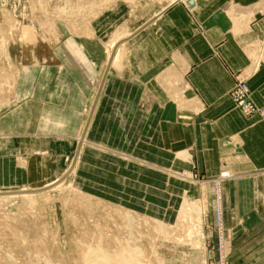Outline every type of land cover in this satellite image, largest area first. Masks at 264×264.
Listing matches in <instances>:
<instances>
[{
  "label": "rangeland",
  "instance_id": "rangeland-1",
  "mask_svg": "<svg viewBox=\"0 0 264 264\" xmlns=\"http://www.w3.org/2000/svg\"><path fill=\"white\" fill-rule=\"evenodd\" d=\"M178 1L187 0H0V118L33 98L40 72L61 64L80 88L73 101L81 119L75 148L54 177L0 184V264H93L94 255L106 264H264V211L245 218L227 189L264 169L241 175L231 169L237 160H221L206 177L168 166L159 187L138 198L124 197L142 194L126 193L125 184H99L91 162L78 172L87 186L76 177L103 83L123 60L119 48L149 24V13ZM239 74L248 80L237 72L235 83Z\"/></svg>",
  "mask_w": 264,
  "mask_h": 264
},
{
  "label": "crops",
  "instance_id": "crops-1",
  "mask_svg": "<svg viewBox=\"0 0 264 264\" xmlns=\"http://www.w3.org/2000/svg\"><path fill=\"white\" fill-rule=\"evenodd\" d=\"M159 11L122 44L117 73L103 83L77 161L83 187L78 172L90 162L99 184L107 179L125 184L126 193L142 191L126 198L147 197L168 166L206 177L221 160H237L231 169L241 175L264 169V119L245 117L229 96L243 71L251 98L264 107V0H187ZM52 66L39 73L33 98L0 118L4 186L46 182L75 148L81 119L73 95L80 88L61 64L56 72ZM244 177L230 181L228 203L257 217L264 175Z\"/></svg>",
  "mask_w": 264,
  "mask_h": 264
},
{
  "label": "built area",
  "instance_id": "built-area-1",
  "mask_svg": "<svg viewBox=\"0 0 264 264\" xmlns=\"http://www.w3.org/2000/svg\"><path fill=\"white\" fill-rule=\"evenodd\" d=\"M245 74L236 75L235 86L231 89L230 95L234 100L238 110L241 114L245 115H260L264 119V107L257 106L253 100L250 98L249 85L247 84V79H245ZM220 192V191H219ZM217 203H220V196L218 195ZM220 229L222 227V222L219 223Z\"/></svg>",
  "mask_w": 264,
  "mask_h": 264
},
{
  "label": "bare ground",
  "instance_id": "bare-ground-1",
  "mask_svg": "<svg viewBox=\"0 0 264 264\" xmlns=\"http://www.w3.org/2000/svg\"><path fill=\"white\" fill-rule=\"evenodd\" d=\"M179 2V1H178ZM122 35V34H121ZM119 37V36H118ZM117 40V39H116ZM119 40V39H118ZM115 41V40H114ZM116 42V41H115ZM119 43V42H118ZM113 45H114V42H113ZM111 57H113V56H111ZM115 59V58H114ZM36 190V189H35ZM28 196H30V195H28ZM98 253V252H97ZM94 254H96L95 252H94ZM93 254V255H94ZM107 259V258H106ZM121 260V259H120ZM104 261V262H103ZM122 261V260H121ZM93 264H106V261H105V257H104V259L102 260V258H101V256H98V255H94V259H93ZM108 264V263H107ZM127 264H129V263H127Z\"/></svg>",
  "mask_w": 264,
  "mask_h": 264
}]
</instances>
